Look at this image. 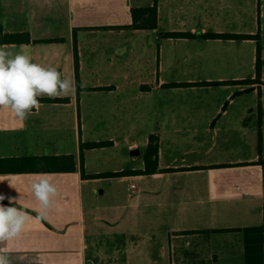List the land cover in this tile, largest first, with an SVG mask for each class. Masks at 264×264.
Segmentation results:
<instances>
[{
    "label": "crops",
    "instance_id": "1",
    "mask_svg": "<svg viewBox=\"0 0 264 264\" xmlns=\"http://www.w3.org/2000/svg\"><path fill=\"white\" fill-rule=\"evenodd\" d=\"M260 1L0 0V47L56 66L76 86L68 101L41 99L39 112L23 122L0 108V158L73 155L76 163L74 170L40 161L32 169L0 171L2 203L20 196L33 217L11 242L12 264H96L100 253L118 263L133 245L150 254L141 258L145 264H246L239 228L264 226V68L251 83L167 84L255 79ZM155 3L156 28L130 26L133 7ZM206 11L230 14V25L209 30L198 23ZM189 31L197 36L166 35ZM19 32L31 41H4ZM207 32L259 38L202 37ZM228 68L231 75L219 74ZM205 72L206 80L190 78ZM197 87L222 88L212 101L191 102L186 88ZM89 124L114 129L92 139ZM152 134L159 135L153 173L83 176L82 157L86 174L144 170ZM88 141L110 143L82 151ZM96 157L115 165L92 167ZM40 176L60 193L50 220H37L32 211L39 204L31 184ZM117 180L137 199L130 214L122 213L126 204L97 203L117 192ZM127 222L132 231L123 228Z\"/></svg>",
    "mask_w": 264,
    "mask_h": 264
},
{
    "label": "clouds",
    "instance_id": "2",
    "mask_svg": "<svg viewBox=\"0 0 264 264\" xmlns=\"http://www.w3.org/2000/svg\"><path fill=\"white\" fill-rule=\"evenodd\" d=\"M75 91L74 80L56 66L35 62L23 51L13 53L0 47V108L10 109L19 121H25L33 109L38 113L41 99L66 98ZM31 191L39 204L32 209L35 219L50 220V213L58 207V187L49 177L40 176L31 184ZM5 199L0 195V264H12L11 242L26 231L33 217L20 204V196L9 198V206L2 203Z\"/></svg>",
    "mask_w": 264,
    "mask_h": 264
},
{
    "label": "trees",
    "instance_id": "3",
    "mask_svg": "<svg viewBox=\"0 0 264 264\" xmlns=\"http://www.w3.org/2000/svg\"><path fill=\"white\" fill-rule=\"evenodd\" d=\"M132 13V24L130 26L135 28L150 27L156 28L158 25V9L155 3L149 7H133ZM166 35L171 37H187L194 38L197 35L193 32H167ZM204 38H221V39H245V38H259V34H239V33H218V32H207L202 35ZM4 41L8 43H25L31 41L29 33H7L3 37ZM78 64V59H77ZM263 69L262 59V46L260 43L257 48V63L256 72L257 77L255 79H244V80H225V81H199V82H172L167 84L168 86L176 87L182 85H201V84H222V83H251L260 80ZM78 89L80 90L79 77ZM42 100L46 101H68L69 98H55L49 99L47 97ZM109 141H88L82 142V151L86 148H99L109 144ZM158 152H159V135L152 134L150 136V142L146 150L145 160L146 168L144 170H124L120 172H104L96 174H86L84 170V161L82 157V172L83 176L97 178L103 176H123L130 174H150L158 169ZM43 161L47 166L50 164H56L59 169H76L75 158L73 155H61V156H45V157H33L26 156L21 158H0V171L7 170H25L32 169L37 162ZM59 164V165H57ZM173 170L172 168L168 169ZM244 233L245 241V258L246 264H264V226H248L239 228Z\"/></svg>",
    "mask_w": 264,
    "mask_h": 264
},
{
    "label": "rangeland",
    "instance_id": "4",
    "mask_svg": "<svg viewBox=\"0 0 264 264\" xmlns=\"http://www.w3.org/2000/svg\"><path fill=\"white\" fill-rule=\"evenodd\" d=\"M143 3H146V0H143ZM260 3L262 5H264V0H261ZM256 7H254L255 9ZM262 10L264 11V6L262 7ZM164 21H166V19H164ZM264 21V18H263ZM198 23H207L209 30H214L215 27L218 26H229L230 25V14H217L215 11H206V12H201L199 14L198 17ZM222 26V27H223ZM230 29V28H229ZM261 36H260V45L263 47V53H264V27L261 29ZM263 68H264V56H263ZM249 69H251L250 67L245 66V70L249 71ZM219 74L221 75H231L230 72V68L225 69L221 72H219ZM208 72H205L204 74H200V75H193L190 76V78H194L197 80H206L208 77ZM222 87H197V88H186V92L187 94L190 96V100L191 102H203V101H212L215 98H217L220 93L219 90ZM179 95V94H178ZM180 97V96H178ZM179 99V98H178ZM161 123V122H160ZM160 123H158L156 126L154 127H160L158 126ZM162 124V123H161ZM87 127V132L89 133V137H92V139L95 138H99V137H106V135H108V133L104 130L109 131L110 129L113 130L114 127H108V128H104L102 126L96 125V124H89L86 126ZM116 128H118L119 126H115ZM101 152V151H99ZM144 152V149H142V153ZM193 158V157H192ZM100 158H93L92 159V167H104L105 169H108V167H113L115 164H112V162H105L103 164V162H101V160H99ZM135 182L139 185H142V181L136 179ZM116 190L117 192L112 193L110 190L107 192L106 195L100 197V199L97 201V203H101V205H106V204H112V203H120V204H126L127 207L124 208L122 210L123 214H130L132 212V210H134L135 208V203L137 201L136 197L134 195H131L130 193V188L127 182H120L117 180L115 187L113 188V190ZM113 197H116V199H114ZM114 199V200H113ZM126 217V216H125ZM104 222V221H103ZM125 226L123 228H125V230L127 231H132L133 226L132 224H128V222L126 224H124ZM145 226H143L142 228H144ZM103 230H105L103 228ZM101 230V232L103 231ZM134 247L136 246H131L128 247V251L124 254L122 253V259L123 260H119L118 263H116L115 261H111L108 260L106 258V260H103L102 258V254L100 253V258L99 260H97L96 264H145V261H142L141 258H144V255H146L147 250H145L143 252V254H140L138 252V250H134ZM139 249V248H138ZM142 249H145V246H142ZM147 255H150L149 253Z\"/></svg>",
    "mask_w": 264,
    "mask_h": 264
},
{
    "label": "built area",
    "instance_id": "5",
    "mask_svg": "<svg viewBox=\"0 0 264 264\" xmlns=\"http://www.w3.org/2000/svg\"><path fill=\"white\" fill-rule=\"evenodd\" d=\"M131 187H132V188H135V187H136V185H135V184H131Z\"/></svg>",
    "mask_w": 264,
    "mask_h": 264
},
{
    "label": "water",
    "instance_id": "6",
    "mask_svg": "<svg viewBox=\"0 0 264 264\" xmlns=\"http://www.w3.org/2000/svg\"><path fill=\"white\" fill-rule=\"evenodd\" d=\"M139 152V151H138ZM36 264H44V263H36Z\"/></svg>",
    "mask_w": 264,
    "mask_h": 264
}]
</instances>
